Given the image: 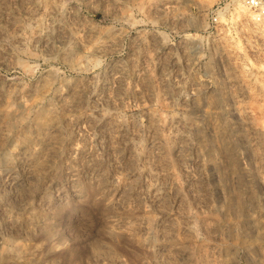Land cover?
<instances>
[{
	"label": "rangeland",
	"instance_id": "obj_1",
	"mask_svg": "<svg viewBox=\"0 0 264 264\" xmlns=\"http://www.w3.org/2000/svg\"><path fill=\"white\" fill-rule=\"evenodd\" d=\"M0 264H264V21L0 0Z\"/></svg>",
	"mask_w": 264,
	"mask_h": 264
},
{
	"label": "built area",
	"instance_id": "obj_2",
	"mask_svg": "<svg viewBox=\"0 0 264 264\" xmlns=\"http://www.w3.org/2000/svg\"><path fill=\"white\" fill-rule=\"evenodd\" d=\"M245 6L264 21V0H241Z\"/></svg>",
	"mask_w": 264,
	"mask_h": 264
},
{
	"label": "bare ground",
	"instance_id": "obj_3",
	"mask_svg": "<svg viewBox=\"0 0 264 264\" xmlns=\"http://www.w3.org/2000/svg\"><path fill=\"white\" fill-rule=\"evenodd\" d=\"M231 115H232V117H234V119H236V120H238L239 121V113L234 109L232 112H231ZM38 124L39 125H42L43 123H44V120H45V116H44V112H39L38 113ZM246 145L245 144H241L240 145V147H239V149H245L246 150Z\"/></svg>",
	"mask_w": 264,
	"mask_h": 264
}]
</instances>
